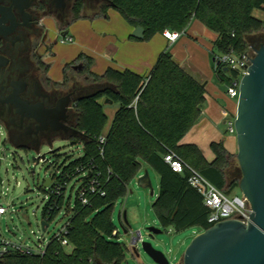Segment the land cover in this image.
<instances>
[{
    "label": "trees",
    "instance_id": "obj_1",
    "mask_svg": "<svg viewBox=\"0 0 264 264\" xmlns=\"http://www.w3.org/2000/svg\"><path fill=\"white\" fill-rule=\"evenodd\" d=\"M109 7L130 26L142 27L143 39L165 30L181 35L192 20H198L216 35L210 56L217 76L225 71L216 63V56L230 52L241 56L250 50L248 37L264 32V20L253 15L254 10L264 11V0H109L95 16L104 15ZM82 17L76 13L72 21ZM93 63V57L79 53L63 67L65 84L71 80L70 73H76L88 76L102 88L76 100L72 126L83 135H72L68 140L82 144L81 155L57 167L62 170L58 178L66 181L73 178L85 183L88 176L98 173L96 180L104 194H89L87 204L75 195L72 207L64 193L46 201L44 219L53 220L62 208L69 211L68 245L50 238L42 254L11 253L1 258L0 264H123L128 247L118 242L112 214L115 202L126 196L128 184L137 178L141 161L158 174V193L152 208L160 224L176 231L192 226L200 231L207 229L212 223L207 221L209 210L201 194L189 185L188 169L181 173L171 170L163 159L168 152L227 194L238 188L240 172L234 168L235 155L222 141L211 142V161L197 145L180 143L202 114L206 90L169 49L158 55L147 75L111 67L95 74L91 71ZM231 73L236 75L235 71ZM101 98L118 104L107 130ZM77 168L84 169L87 177L75 173ZM120 218L123 223L122 213Z\"/></svg>",
    "mask_w": 264,
    "mask_h": 264
},
{
    "label": "rangeland",
    "instance_id": "obj_2",
    "mask_svg": "<svg viewBox=\"0 0 264 264\" xmlns=\"http://www.w3.org/2000/svg\"><path fill=\"white\" fill-rule=\"evenodd\" d=\"M95 12L88 11L87 17H83L80 21L73 23V25L78 26L75 32L72 33L71 31V33H69L70 36L73 37V43H61L60 40L62 36L56 33L54 24L50 23V37L52 38V41H55L53 51L57 49L67 54L66 50L69 49L70 46H80L83 41L88 40L96 45L111 37L110 29L114 31L113 38L118 42L119 48L122 49L121 38L118 35L120 34L119 28L121 19L123 18H121L120 14L112 7H109L102 16H95L98 13ZM253 15L264 20L263 10H254ZM98 17L99 19H97ZM101 21L102 23H100ZM189 25H191V23ZM57 36L58 38L56 39ZM262 36H264V32L255 33L249 36V44H253L255 37ZM151 39L152 38L132 41H137L141 43V46L147 48V45L151 43ZM194 43L201 48L203 47L204 51L209 53L208 63L211 67L209 71L210 73L212 71L213 81L220 90L226 92L229 82L233 79L231 71L228 70L221 76H217L214 73L210 50L208 51L206 48L208 44L210 45V42L203 33L200 32L198 41H195ZM181 45L182 43H177V47L182 52L183 60L187 61L188 59H191L192 51L190 48H181ZM170 47L169 44H164L161 52L165 49L170 50ZM179 50L176 49L174 51L175 54L179 53ZM80 52L81 50L78 51L75 56ZM150 52L152 58L156 57V51ZM170 52L172 53L171 50ZM147 54L149 55V53ZM193 54H195L194 51ZM198 58L199 66L203 67L205 62L204 56ZM105 69L106 67L104 70ZM70 79L82 89L85 88L88 92H94L95 90L102 88L101 85H97L86 75L70 73ZM230 100L232 105L236 106L237 97L230 98ZM99 102L103 103L105 112L108 115L106 123L107 127L111 120V113L118 108V104L114 102L104 103V98H101ZM222 127L225 129L224 135L227 139H233V147L236 148L235 133H229L226 130L225 123L222 124ZM50 149L54 150V153H50ZM81 151V143L73 144L68 140L61 138H54L51 144L43 142L38 147H16L5 141V135L3 133L0 134V177L2 179V182L0 183V204H2L7 210L0 220V227L6 236L13 240L21 241L31 248L36 249L39 245L42 246L47 243V241L61 229L64 222L68 219V216H70L68 214L69 211H66L65 215H57L54 220L50 222L46 230L41 231L40 220L46 203L45 191L42 189V179L43 177L50 175L53 166H61V164L76 159L81 155ZM236 152L237 148L233 154L236 155ZM41 154H45V161H37V156ZM234 168H238L239 170L236 157H234ZM145 171L148 172L153 194L150 193V188H140L136 183V179L132 180L128 184V193L124 198L115 202L113 209L112 219L118 232V242L128 246L131 240V232L136 233L137 231H140L141 235V241L136 245L139 256H133L128 249L123 264H151L152 260L141 248L142 241H150L156 249L162 251L168 259L169 264H182V255L186 246L195 235L202 231L195 226L176 231L172 226L163 227L160 224L152 208V203L158 193V174L151 166L141 161L139 176ZM78 185L79 180L73 179L66 189L65 196L70 198L69 202L71 207L74 204ZM229 195H240V191L236 188L229 193ZM124 211L126 212V219L128 221L126 234L123 232L119 221V215ZM148 226L160 227L162 233L155 235L154 238L151 239L146 230Z\"/></svg>",
    "mask_w": 264,
    "mask_h": 264
},
{
    "label": "water",
    "instance_id": "obj_3",
    "mask_svg": "<svg viewBox=\"0 0 264 264\" xmlns=\"http://www.w3.org/2000/svg\"><path fill=\"white\" fill-rule=\"evenodd\" d=\"M66 34L67 30L60 35L63 37ZM131 36L143 39L144 29L134 27ZM250 47L254 55L249 58L247 71L239 81L233 125L237 145L235 157L240 171L238 189L247 199L251 212L245 223L237 219H223L195 235L183 252L182 264H264V42L258 46L251 44ZM181 67L192 75L184 65L181 64ZM223 70L226 72L228 68ZM68 103L66 96L57 107L39 112L32 110L26 116L49 123L53 131L60 129L82 136V132L63 123ZM104 103H112V100L104 98ZM49 152L54 153V150ZM44 158L45 154L38 155L37 161ZM42 180V187L45 188L50 177L45 176ZM136 183L140 188H150L153 194L147 171L137 178ZM120 219L119 215L120 226L126 234L128 221L125 211L122 213L123 223ZM40 226L45 231L48 222L41 218ZM146 230L151 239L162 233V229L156 226H148ZM141 248L154 264H169L165 254L150 241H142ZM131 250L133 256H139L136 246Z\"/></svg>",
    "mask_w": 264,
    "mask_h": 264
},
{
    "label": "flooded vegetation",
    "instance_id": "obj_4",
    "mask_svg": "<svg viewBox=\"0 0 264 264\" xmlns=\"http://www.w3.org/2000/svg\"><path fill=\"white\" fill-rule=\"evenodd\" d=\"M108 2L0 0V134L5 135L6 142L28 148L51 143L54 138L68 140L72 136L70 131H53L49 123L26 116L32 110L55 108L67 96L69 103L63 123L74 128L76 100L83 94H91L73 80L65 84L63 77L60 82L48 77L49 65L44 58L48 53L50 29L45 22L53 20L57 34H61L73 22L76 13L87 17L88 11L99 12ZM254 39L255 46L264 42V36Z\"/></svg>",
    "mask_w": 264,
    "mask_h": 264
},
{
    "label": "crops",
    "instance_id": "obj_5",
    "mask_svg": "<svg viewBox=\"0 0 264 264\" xmlns=\"http://www.w3.org/2000/svg\"><path fill=\"white\" fill-rule=\"evenodd\" d=\"M80 19L75 20L70 24V26L67 28L66 35L70 36L69 33H71V31L72 33L75 32L78 26L73 25V23L80 21ZM97 19H99V17ZM50 23L54 24L57 33L58 29L56 23L53 20H47L45 22L49 29ZM100 23H102V21ZM119 29L120 34H117H119L118 36L121 38L122 49L119 48L118 42H116L113 38L114 31L111 29L109 30L111 34L109 35L111 37H109L107 40H104L103 42L96 45H94L89 40L83 41L80 46H70L69 49L66 50L67 54L57 49L53 51L55 41H52V38L49 36V41L47 43L48 53L45 54L44 58V61L49 65L47 73L48 77L53 81L60 82L63 77L62 69L64 65L75 59L79 53L76 56L75 54L80 50V53H84L90 57H93L94 63L91 67V71L95 74H102L106 70H104L105 67H111L119 71L130 70L139 75H147L154 66L156 62L155 59H157L163 45L169 44L171 46L170 50L172 51L174 58L179 61L180 64L184 65L194 77H196L200 82L204 83L206 90L202 114L196 123L182 137L180 143L197 145L207 161L214 159V153L210 149L211 142L222 141L225 149L230 153H234L237 147H233V139H227L224 135L225 129L222 127V124H224L225 119L221 113L223 109H227L230 114H234L236 106L232 105L230 100L231 97H229L227 92L220 90L213 81L212 71L211 73L209 71L211 69L210 64L208 63L209 53L205 52L203 47L201 48L199 45L194 43L195 41H198L200 32L203 33L210 42V45L208 44L206 47L209 51L212 48V41L216 38V35L209 31L198 20H192L191 25H189L185 32L179 35L175 41H169L163 35V33L156 34L150 40L151 43H149L147 48H145L144 46H141V43L132 41L133 39H130L129 36L131 35L134 27L130 26L124 19H121ZM71 43H73V41ZM177 43H182L181 48H190L192 51L191 59H188L187 61L183 60L182 52L177 47ZM176 49L179 50V53L177 54L174 52ZM150 51H156V57L152 58ZM193 51L195 54H193ZM147 53H149V55ZM202 56H204L205 62L204 66L200 67L198 64V57ZM103 109L105 112V107H103ZM116 110L111 113V120L108 123L106 130L109 128ZM139 174L137 178L139 177Z\"/></svg>",
    "mask_w": 264,
    "mask_h": 264
},
{
    "label": "built area",
    "instance_id": "obj_6",
    "mask_svg": "<svg viewBox=\"0 0 264 264\" xmlns=\"http://www.w3.org/2000/svg\"><path fill=\"white\" fill-rule=\"evenodd\" d=\"M163 35L169 41H175L179 36L177 32H171L168 30H165L163 32ZM72 40L73 39L71 36L65 35L61 38L60 41L62 43H65V42H72ZM249 48L250 50H248L241 56H237L232 52L220 54L216 56L217 64H219L224 68L227 67L228 70L235 71L236 73V75L229 82V85L226 88V92L231 98H236L238 96V86H239L240 78L247 71V67L250 64L249 58H251L254 55L253 49L251 47ZM221 114L225 119L224 123L226 125V130L229 133H235L234 125H233L235 113L231 115L227 109H223ZM99 141L101 143L104 141V135L100 136ZM163 159L169 165L171 170L174 172L181 173L184 171V169H188L189 171L188 183L192 188H194L198 193L201 194L203 199V204L209 210V214L207 217V221L209 223L213 224L223 219H237L244 223L248 220L249 214L251 212V208L247 199L242 194L230 196L229 194H227L226 192H224L223 190L219 189L214 184H212L207 178H205L197 170H195L187 163H185L179 156H177L173 152L166 153ZM39 161H45V158ZM78 172L81 173V175H83L84 177H87L88 175V173H86V171H84V169L82 168H77L75 173ZM61 173H62L61 169H59L57 166H53L52 171L49 175L50 181L48 185L45 188L42 187L43 190L45 191L46 201L50 200L51 198H57L58 195L62 193H64V195L66 194L67 186L73 180V178L69 179V181L62 180L61 178H58L61 175ZM97 175L98 173H96L94 177L88 176L89 178L85 183L79 181V185L76 190V197L81 203L83 204L88 203L89 194H94V193H99L101 195L104 194L103 190L99 188V183L96 180ZM6 211H7L6 208L2 204H0V220L3 217V215L6 213ZM59 214L65 215V210L62 208L61 211L58 213V215ZM45 220L48 222V226H49L52 220H48V219ZM68 225H69V221L66 220L63 226L61 227V229L58 230L51 238H56L61 242L62 245H68V240L66 238V234L68 232ZM115 232L116 231H114V233ZM49 240L47 241V243L49 242ZM139 241H141L140 231H137L136 233L131 232V240L129 242V245L127 246L131 253H132L131 250L132 247L136 246ZM47 243L43 244L42 246L39 245L36 249H33L21 241H16L9 238L3 233L0 227V255L6 256L8 254L17 253V252L25 253V254H32V253L42 254L45 250ZM5 256H0V259Z\"/></svg>",
    "mask_w": 264,
    "mask_h": 264
}]
</instances>
